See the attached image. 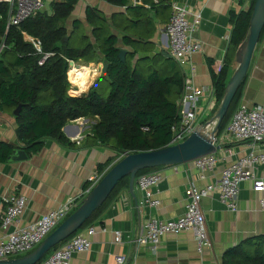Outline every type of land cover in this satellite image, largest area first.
Masks as SVG:
<instances>
[{"label": "crops", "instance_id": "crops-1", "mask_svg": "<svg viewBox=\"0 0 264 264\" xmlns=\"http://www.w3.org/2000/svg\"><path fill=\"white\" fill-rule=\"evenodd\" d=\"M62 1L64 0H49L41 11L52 13V2ZM130 2L133 5L148 6L143 0H130ZM172 2L186 3L192 9L201 10L202 13L201 24L194 33V37L202 44V50L192 55L194 71L191 65H184L181 68L184 75L193 76L197 86L206 88V92L197 103L198 121L205 124L216 116L221 104L216 95L211 69L218 74L224 65L228 64L227 83L236 68L237 51L234 54L230 51L233 27L230 13L248 10L252 0H170V3ZM88 6L104 12L109 21L114 13L125 12L127 9L108 0H78L65 23L69 36L73 31L74 22L79 20L86 34L94 40L93 27L89 24L86 13ZM153 16L156 20V30L150 40L154 43L155 50L140 53L137 57L153 56L167 45V37L163 29L169 22L171 8L162 10L160 15L153 13ZM115 32L119 36L118 46L131 51L132 47L123 43V35L118 31ZM24 37L28 41L35 39L27 33ZM98 55L100 60L85 62L92 66L98 63L103 68L106 61L100 52ZM90 69L93 73L98 71L97 77L100 76L99 68ZM89 87L91 85L78 92L85 93ZM214 88L215 93L211 95ZM240 101L249 105H264V34L254 50ZM211 102L215 103L213 108L210 106ZM97 120L96 115L88 113L68 121L63 127V132L73 142L72 145H62L48 138L42 150L36 154H28L27 159L0 162V236L3 235L1 216L6 209L4 196L10 193L24 195L27 198V206L19 224L33 222L50 209L58 207L68 198L78 194L88 184L89 177L98 174L99 163L114 157L110 168L123 157V154L119 155L110 147L87 143V137L92 133V127ZM16 127L14 113L0 110V140L19 147ZM221 136L222 133L218 135ZM219 145L221 147L215 152L218 158L216 168L213 171H206L204 178L201 175L202 171L195 167L192 161L155 169L154 171H159L163 175L161 182L151 188L153 195L151 199H158L157 205L153 206L145 202V193L136 186V183L135 196L129 189H123L92 223L97 231L93 235L91 248L76 253L72 264H117L118 255L127 257L125 264H214L215 261H223L227 249L249 237L264 234V210L259 205V194L254 192L252 182L247 181L240 186L236 198L237 211L229 209L221 200L218 191L202 199L201 207L213 244L212 249L206 250L203 255L197 252L194 235L185 231L165 234L156 252L147 246L137 245L135 240L151 217L178 218L185 211L188 198L186 190L192 184L205 186L218 181L227 166L252 151L248 141H226L220 142ZM259 148L264 152V143H261ZM256 170L260 175H264V163L257 165ZM116 230L122 232L120 243L115 242Z\"/></svg>", "mask_w": 264, "mask_h": 264}, {"label": "trees", "instance_id": "trees-1", "mask_svg": "<svg viewBox=\"0 0 264 264\" xmlns=\"http://www.w3.org/2000/svg\"><path fill=\"white\" fill-rule=\"evenodd\" d=\"M108 1L127 9L114 13L109 21L104 12L88 6L86 13L93 27L94 40L86 34L81 21L76 20L67 41H63L68 35L65 23L78 0L53 2L52 13L39 11L18 26H8V4L0 2V46L2 43L6 45L0 53V110L13 113L19 104L22 105L20 114L15 116V131L19 147L29 155L40 152L48 138L62 145H72L63 127L68 121L88 113L98 117L87 137L90 145L107 146L121 155L155 150L169 143L172 126L180 119L179 102L185 75L172 57L164 55L165 48L153 56H137L155 50L150 40L156 30L153 13L160 15L162 10H169L170 0H143L148 6L133 5L130 0ZM255 1L252 0L248 10L230 13L233 25L230 51L233 54L249 31ZM115 31L123 35L125 45L132 47L127 51L125 61L119 58L123 48L118 46L119 36ZM25 33L40 40L43 52H53L42 65L39 64L42 53L25 39ZM263 34L264 29L260 39ZM74 36L80 40L77 45L72 44ZM98 52L106 61V72L96 78L87 92L74 91L72 94V84L67 76L68 59L96 62L100 60ZM227 65L218 74L211 69L219 102L227 86ZM102 80L109 86L106 95L98 88ZM243 86L244 82L219 125L217 135L230 121L239 104ZM15 148L11 143L0 140V162H6ZM113 159L99 163L98 174L106 172ZM159 167L162 166L140 170L136 178ZM129 180V176L123 178L103 206L77 232L99 218L123 189H129ZM63 242L52 248L42 260ZM222 264H264V234L249 237L227 249Z\"/></svg>", "mask_w": 264, "mask_h": 264}, {"label": "built area", "instance_id": "built-area-1", "mask_svg": "<svg viewBox=\"0 0 264 264\" xmlns=\"http://www.w3.org/2000/svg\"><path fill=\"white\" fill-rule=\"evenodd\" d=\"M49 0H0L8 4V26L20 25L26 19L43 10ZM158 2V0H155ZM202 13L199 9H192L186 3H171V16L165 25L163 33L167 37V45L164 47L170 56L182 67L192 64V55L202 50V44L194 37V33L200 26ZM36 50L42 53L39 64L53 55V52H43L41 42L32 39ZM6 47L5 43L0 46V53ZM71 66L76 64L68 59ZM72 81V80H71ZM74 84V83H72ZM213 95L215 88L212 90ZM206 92V88L197 86L193 76L185 74L184 91L179 102L180 119L172 126V136L166 146L175 145L185 141L192 133L200 131L212 139L214 145L220 142L248 141L252 151L227 166L218 181L205 186L192 184L187 190V204L184 213L176 219H161L151 217L142 227L136 238L138 246H147L153 252L157 251L162 237L167 233H192L197 241V252L203 255L206 250L213 247L208 233L206 218L201 207V201L214 191H218L221 200L232 211L238 210L237 195L242 183L250 181L255 193L259 194V205L264 210V175H260L256 166L264 163V152L259 148L264 143V105H249L239 101L230 121L222 132V136L212 135L217 124L216 119L202 124L198 121L197 103ZM215 105L210 103L211 108ZM124 156V154H123ZM202 171L203 178L206 171L216 168L218 158L215 152L201 156L192 161ZM105 174L92 175L88 179V186L78 194L68 198L63 204L50 209L39 219L26 224H19L27 206V198L22 194L10 193L3 200L6 209L1 216V228L3 235L0 236V259L20 257L21 254L29 253L37 248L73 211H75L86 196L92 191ZM163 175L159 171H150L136 178V186L144 191L146 203L157 205L158 199L152 200L151 188L157 186ZM97 229L91 224L77 232L71 238L54 249L48 256L37 264H72L73 256L78 252L87 251L91 248L93 235ZM115 242L122 241V232H114ZM23 256V255H22ZM127 257L118 255L117 264H125ZM214 264H222L215 261Z\"/></svg>", "mask_w": 264, "mask_h": 264}, {"label": "water", "instance_id": "water-1", "mask_svg": "<svg viewBox=\"0 0 264 264\" xmlns=\"http://www.w3.org/2000/svg\"><path fill=\"white\" fill-rule=\"evenodd\" d=\"M264 29V0H256L254 3L252 16L249 24V31L244 41L240 44L236 52V68L227 82L225 94L214 119L217 124L212 135L217 134V129L227 114L232 101L245 81L251 64L252 56ZM69 35L63 38L67 41ZM127 50L121 49L119 58L126 59ZM164 55L171 57L165 51ZM107 65L104 64L103 72H106ZM94 83V82H93ZM93 85V84H92ZM91 85V86H92ZM22 105L19 104L13 111L15 116L20 114ZM221 146L214 145L212 139L205 136L200 131L192 133L185 141L165 146L163 148L125 153L124 156L113 164L103 175L101 180L92 191L82 201L80 206L73 211L37 248L26 255L0 259V264H37L56 245L63 242L76 233L92 216L103 206L112 194L119 182L129 176V190L135 196V180L137 173L146 168L157 166L178 165L193 161L201 156L216 152ZM28 158V153L24 148L13 149L8 156V162L21 161Z\"/></svg>", "mask_w": 264, "mask_h": 264}, {"label": "bare ground", "instance_id": "bare-ground-1", "mask_svg": "<svg viewBox=\"0 0 264 264\" xmlns=\"http://www.w3.org/2000/svg\"><path fill=\"white\" fill-rule=\"evenodd\" d=\"M71 70L72 73L70 77ZM97 73L98 71H95L93 73L89 67L83 66L81 64H74L71 66V69L69 70V78L76 86L79 87V90L81 91V90H85L88 86H90L91 81L95 78V76H97Z\"/></svg>", "mask_w": 264, "mask_h": 264}, {"label": "rangeland", "instance_id": "rangeland-1", "mask_svg": "<svg viewBox=\"0 0 264 264\" xmlns=\"http://www.w3.org/2000/svg\"><path fill=\"white\" fill-rule=\"evenodd\" d=\"M53 3V2H52ZM49 8V7H48ZM80 42V40H77V37L76 36H74L73 38H72V44H74V45H77V43H79ZM76 62V64H82V65H84V66H86V67H90V68H99V74L98 75H101V74H103V71H102V69L103 68H101V66L98 64V63H95V64H93V66L91 65V64H88V63H86L85 62V60H83V59H80V60H78V61H75ZM103 67V66H102ZM21 69V68H20ZM71 69V64H70V62H69V69H68V72H67V76H68V80H69V82L72 84L73 82L71 81V79L69 78V70ZM73 69H74V67H73ZM72 69V70H73ZM146 70H150V69H148V68H145ZM72 70L70 71V77H71V73H72ZM74 75V74H73ZM95 78H97V76H95ZM95 78L91 81V84L90 85H92L93 84V81L95 80ZM78 84V83H77ZM90 88V87H89ZM89 88L87 89V90H89ZM98 88L100 89V90H102L103 92H104V94L106 95V94H108L109 93V86H108V83H107V81H104V80H102V81H100L99 82V85H98ZM79 90V87L78 86H76L75 84H72V89H71V92H72V94H74L73 92L74 91H78ZM83 93V92H82ZM36 248V247H35ZM34 248V249H35ZM33 249V250H34ZM33 250H31V251H33ZM27 253H24V254H21L20 256H22V255H26Z\"/></svg>", "mask_w": 264, "mask_h": 264}]
</instances>
